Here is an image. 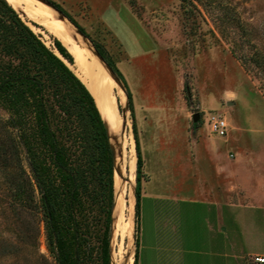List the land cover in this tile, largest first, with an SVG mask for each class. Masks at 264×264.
Segmentation results:
<instances>
[{"label": "rangeland", "instance_id": "1", "mask_svg": "<svg viewBox=\"0 0 264 264\" xmlns=\"http://www.w3.org/2000/svg\"><path fill=\"white\" fill-rule=\"evenodd\" d=\"M51 1L106 49L125 77L133 105L134 96L140 104L165 102L170 108L167 120L158 123L154 119L144 125L136 109L132 119L126 102L117 104L122 127L118 135H109L115 167L114 204L107 234L110 264L134 262L138 233L135 195L123 211L115 209L116 156H123L125 139L134 141L133 124L142 157L141 186L153 179L163 184L164 193L179 196H192L202 189L207 192L209 185L221 187L228 202L243 203L228 207L231 212L256 220L248 227L252 233L244 239L243 247L264 252V205L258 198L262 196L264 201V0H192L196 8L192 14L184 11L181 0ZM126 6L149 27L158 48V55L136 66L122 59L121 45L100 19L104 11L121 12ZM16 8L48 46L52 47L53 36L61 40L59 33ZM125 20L122 17V23ZM79 45L72 46L83 49ZM70 67L74 71L76 61ZM195 113L199 114L197 121L193 120ZM0 114L7 115L1 100ZM212 114L227 119L226 136L209 131L207 118ZM128 173L126 165L125 176ZM137 174L135 168V177ZM4 180L0 170V249H6L0 252V264H56L40 214L13 199ZM122 214L125 221L119 230ZM97 244L95 240L94 258ZM181 255L185 264L207 263L200 253L185 250ZM236 260L260 264L252 254ZM228 264H235L230 257Z\"/></svg>", "mask_w": 264, "mask_h": 264}, {"label": "trees", "instance_id": "2", "mask_svg": "<svg viewBox=\"0 0 264 264\" xmlns=\"http://www.w3.org/2000/svg\"><path fill=\"white\" fill-rule=\"evenodd\" d=\"M46 1L89 38L59 4ZM181 1L192 14V0ZM89 39L122 82L133 119L122 72L106 49ZM52 43L48 46L7 0H0V100L7 111L0 114V170L13 199L40 214L56 264H110L114 164L108 131L93 95L70 67L73 55L60 39L53 36ZM133 138L138 221L142 157L135 124ZM137 256L136 238L133 264Z\"/></svg>", "mask_w": 264, "mask_h": 264}, {"label": "crops", "instance_id": "3", "mask_svg": "<svg viewBox=\"0 0 264 264\" xmlns=\"http://www.w3.org/2000/svg\"><path fill=\"white\" fill-rule=\"evenodd\" d=\"M110 10L113 12L104 11L100 19L121 45L122 59L136 66L144 64L155 53L158 55L149 27L131 8L126 6L121 12ZM122 17H126L124 23ZM133 98V113L136 109L142 124L154 119L161 123L170 117V108L165 102L140 104ZM144 183L139 199L137 264H185L181 255L185 250L204 255L206 264H228V257L240 264L236 259L243 254L264 256L260 250L243 247L244 239L252 233L248 227L256 220L231 212L228 207L243 203L228 202L221 187L209 185L208 193L202 189L192 196H179L164 193L163 184L156 180ZM258 198L259 204L264 205L263 197ZM181 203L187 206L182 207Z\"/></svg>", "mask_w": 264, "mask_h": 264}, {"label": "bare ground", "instance_id": "4", "mask_svg": "<svg viewBox=\"0 0 264 264\" xmlns=\"http://www.w3.org/2000/svg\"><path fill=\"white\" fill-rule=\"evenodd\" d=\"M7 1L13 7H19L24 10V12H26L32 19L46 25L50 28V30L52 29L60 34L61 41L75 58L76 68L73 69L76 75L85 83L96 101L97 107L105 122L108 134L110 136L118 135L119 130L122 127V116L118 111L117 104H125L126 95L117 85L115 80L110 76L106 65L93 52L89 40L82 36L69 20L65 17H60L56 10L45 5L39 0ZM79 43L83 46V49L72 46ZM123 143V156H116V163L118 166V171L115 172V188L117 196L115 204L116 211L122 210L127 201H134L137 155L135 153V146L132 138L130 142L125 139ZM128 144H130L129 149H127ZM126 165L129 171L127 176H125ZM126 178H130V180ZM124 221V216L122 214L119 216V230L123 229L122 224ZM131 223L133 224V222Z\"/></svg>", "mask_w": 264, "mask_h": 264}, {"label": "built area", "instance_id": "5", "mask_svg": "<svg viewBox=\"0 0 264 264\" xmlns=\"http://www.w3.org/2000/svg\"><path fill=\"white\" fill-rule=\"evenodd\" d=\"M207 123L211 133H215L218 136H226L229 123L222 114H212L208 116ZM254 260L257 263L264 264V256H255Z\"/></svg>", "mask_w": 264, "mask_h": 264}, {"label": "water", "instance_id": "6", "mask_svg": "<svg viewBox=\"0 0 264 264\" xmlns=\"http://www.w3.org/2000/svg\"><path fill=\"white\" fill-rule=\"evenodd\" d=\"M42 2H44L47 6H49V7H51V8H53L54 10H56L62 17H65L67 20H69L60 10H58V9H56L49 1H46V0H41ZM70 21V20H69ZM71 22V21H70ZM71 24H73L72 22H71ZM74 25V24H73ZM74 27L77 29V27L74 25ZM77 31L82 35V36H84L85 38H87L88 40H89V42L91 43V46H92V49H93V51H94V53L102 60V62L106 65V67H107V70H108V72H109V74H110V76L115 80V82L120 86V88L122 89V90H124L123 89V85L120 83V80L116 77V75L110 70V68L107 66V64L103 61V59H102V57L98 54V52L95 50V48H94V46H93V44H92V42L90 41V39L88 38V37H86L84 34H82L78 29H77ZM126 95V94H125ZM126 107H127V98H126ZM198 117H199V114L198 113H195V114H193V120L194 121H197V119H198ZM104 125H105V123H104ZM106 127V126H105ZM107 129V128H106ZM108 133V132H107ZM108 137H109V134H108ZM110 141V140H109ZM110 146H111V144H110ZM111 150H112V147H111ZM112 154H113V151H112ZM113 164H114V155H113ZM114 169H115V167H114ZM134 205H135V202H134Z\"/></svg>", "mask_w": 264, "mask_h": 264}]
</instances>
